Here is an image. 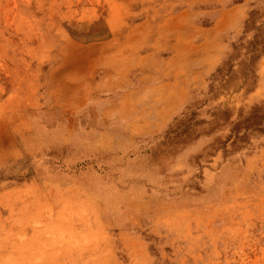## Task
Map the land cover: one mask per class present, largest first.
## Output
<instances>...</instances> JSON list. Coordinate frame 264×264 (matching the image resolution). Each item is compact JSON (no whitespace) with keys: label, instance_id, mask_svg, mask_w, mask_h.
Here are the masks:
<instances>
[{"label":"rangeland","instance_id":"obj_1","mask_svg":"<svg viewBox=\"0 0 264 264\" xmlns=\"http://www.w3.org/2000/svg\"><path fill=\"white\" fill-rule=\"evenodd\" d=\"M0 264H264V0H0Z\"/></svg>","mask_w":264,"mask_h":264}]
</instances>
